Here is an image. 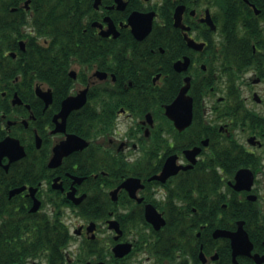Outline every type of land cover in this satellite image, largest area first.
I'll return each mask as SVG.
<instances>
[{
  "label": "flooded vegetation",
  "instance_id": "obj_1",
  "mask_svg": "<svg viewBox=\"0 0 264 264\" xmlns=\"http://www.w3.org/2000/svg\"><path fill=\"white\" fill-rule=\"evenodd\" d=\"M73 1L82 14L65 37L60 0H0V141L25 149L0 164L5 263L264 264V37L243 35L264 34V0ZM50 4L52 37L38 29ZM51 46V69L36 67ZM188 79L180 130L167 106ZM71 134L88 146L50 166ZM173 156L181 169L158 179ZM128 178L139 181L120 187ZM93 193L98 219L77 208Z\"/></svg>",
  "mask_w": 264,
  "mask_h": 264
},
{
  "label": "water",
  "instance_id": "obj_2",
  "mask_svg": "<svg viewBox=\"0 0 264 264\" xmlns=\"http://www.w3.org/2000/svg\"><path fill=\"white\" fill-rule=\"evenodd\" d=\"M131 21L135 26V31L136 32L140 31L139 27L142 28V24H140L142 20L140 19V17L133 15L131 16ZM176 25L182 26L180 9L176 11ZM149 30H150V26L148 24L146 29L143 31V33L148 32ZM181 64H183V62L181 61L177 63V65H181ZM185 64L186 63H184V67H186ZM187 81H188L187 85H185L181 89L177 98L173 101L172 104L167 106V114L175 121L176 126L180 130L187 127L191 123V120H192V99L191 97L187 95V92L190 86V79H188ZM64 107H65L64 109L65 111H69L70 109H73L74 107H76L73 104V98L68 99L65 102ZM36 140H37V143L40 144L41 137L37 136ZM88 144L89 142L83 137L77 134H71L68 140L64 141V144L60 146L59 154H58V150L57 149L55 150L56 155H54L51 158L50 166L55 167L56 165H58L60 163V161L58 162V157L60 158L63 155H65L68 150L83 149ZM72 146L73 148H71ZM191 153L193 155H196L198 153V150L196 149L192 150ZM24 155H25L24 146L21 144L18 138L7 136L6 138L0 141V164L4 156H9L10 160L13 161L15 159L23 157ZM175 160H176V156H173L168 159V161L165 164L162 174L160 176H157L158 179L165 181L169 176L177 173L181 169V167L176 164ZM76 178H80V177H76ZM58 180H59V177H56L54 179V182H55L54 184H56ZM81 180L82 178H80L78 181H81ZM135 181H139V180L135 178H128L120 187H130V185L135 184ZM59 187H62V184L59 185ZM24 188L25 187L13 189L11 194L12 195L16 194L22 191ZM68 195L69 197L74 196L75 191L72 189L68 193ZM84 197L85 195H82L79 198L77 197L76 201L79 202L82 199H84ZM40 205H41V202L39 200H35L32 210L33 211L38 210ZM147 208H148L147 217L150 221H153L155 223H160L161 225L165 224V220L161 217V215L156 211V209L153 206L148 205ZM109 223H110V227L112 228L115 226L116 221L112 220V221H109ZM94 225H95L94 222L91 223V225L89 226V229H93Z\"/></svg>",
  "mask_w": 264,
  "mask_h": 264
},
{
  "label": "trees",
  "instance_id": "obj_3",
  "mask_svg": "<svg viewBox=\"0 0 264 264\" xmlns=\"http://www.w3.org/2000/svg\"><path fill=\"white\" fill-rule=\"evenodd\" d=\"M52 9H53V5L52 4H50V6H48V7L46 5L44 6V11L46 13L50 12ZM81 14L82 13L80 12L79 8L77 7L76 3L73 0H60V3H59V15H60L59 28H60V34L61 35H65V37H69V31L72 30V27L70 26V22L79 20ZM46 22L49 23L48 27H47ZM51 24H52L51 23V13H48V15H46L45 18H44V23H42L38 27L40 33L42 35H48L49 37H52V25ZM253 27L255 28V30H253ZM246 30H247L248 34L247 33H243V35H246V36L256 35L259 38L260 37H264V34H261L260 32H258L256 26L249 25V26H247ZM61 45L63 47H65V49H66L67 45H68L67 41L66 40L62 41ZM52 50H53L52 46L48 47V48H45V50H43V60L49 59L48 65L40 64L39 62H37L36 63V67H39V68L44 69V70L46 68L51 69V67H52L51 59H52V52H53ZM99 127H100V125L93 124L91 126V129H89L87 132L88 133H92L94 130L95 131H100V130H98ZM79 133L82 134V135L84 134L83 132H79ZM25 135L24 134H20L19 136L21 137L22 141L27 144V147H28V144L31 141V139L28 138L27 135L26 136ZM46 152H45V154L43 156V159H42V162H41L42 164H46L45 162H46V159H47V156H48V151H46ZM30 156H31V154H30ZM45 178H49V177L46 176ZM16 180L17 179L15 177L13 179V181L15 182ZM96 196L97 195H94V193H93L86 200V202L82 203L80 206H77L78 211H79L80 214L89 216L90 218H93V219H98L99 218V215H100V212H101L99 204L102 203V202H101L100 199L96 200ZM54 212L55 213H60L61 212V208L56 206ZM23 252H24V250L22 249V253ZM20 254H21V252L17 251L16 253L11 254V256L18 257ZM6 258H7L6 253L4 251L0 250V264H4L5 261H6ZM8 262L9 261H7L5 264H7Z\"/></svg>",
  "mask_w": 264,
  "mask_h": 264
},
{
  "label": "rangeland",
  "instance_id": "obj_4",
  "mask_svg": "<svg viewBox=\"0 0 264 264\" xmlns=\"http://www.w3.org/2000/svg\"><path fill=\"white\" fill-rule=\"evenodd\" d=\"M67 219H69L70 220V222L73 224V221H75V222H77L78 220L77 219H75L72 215H70L69 213H67ZM74 226L72 225V228H73Z\"/></svg>",
  "mask_w": 264,
  "mask_h": 264
}]
</instances>
